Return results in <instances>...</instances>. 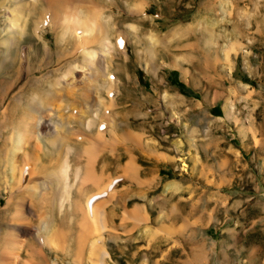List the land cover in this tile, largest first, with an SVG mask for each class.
Instances as JSON below:
<instances>
[{"label":"rangeland","instance_id":"374dc122","mask_svg":"<svg viewBox=\"0 0 264 264\" xmlns=\"http://www.w3.org/2000/svg\"><path fill=\"white\" fill-rule=\"evenodd\" d=\"M16 4V0H0V31L14 24L11 19L20 12ZM64 4L56 15L47 8L42 20L43 4L25 12L17 31L20 42L11 48L7 61L3 56L7 47L0 44V146H4L0 264L7 245L4 238L15 233L11 227L17 224L27 233L15 249L16 264H264V0H69ZM83 7L89 10L77 15ZM204 13L219 21L208 29L196 27L171 36L176 27L195 24ZM78 17L91 25L78 24ZM57 20L71 22L75 28L70 32L77 37L63 41L62 49L57 48L52 29ZM88 26L94 27L93 33ZM208 39L215 41L210 44ZM88 48H95L92 63L83 61L82 52ZM17 51L18 63H12ZM188 52H195L189 61L182 56ZM212 54L220 73L205 66L213 63ZM56 55L67 57L58 62ZM69 63L81 74L98 67L96 77L91 74L95 81L80 82L72 95L60 100L51 115L59 124L44 125L39 141L23 143L15 174L4 173L13 152L7 156L8 150L18 137L11 115L21 113L35 85L64 80ZM213 85L221 91L217 104L222 111H212V101H202L212 94ZM80 114L94 123L86 124L89 134L79 129ZM63 141L82 144L72 149L63 146L62 154L53 152ZM68 150L67 197L54 195L56 186L47 182L48 187L41 189L47 191L46 197L36 190L39 194L26 200L25 215L32 224L12 221L18 190L25 191L28 180L54 169ZM32 165L38 172L30 171ZM11 194L15 202L10 206ZM100 198L103 207L97 206ZM37 207L46 209L45 228L38 227ZM99 213L103 215L97 221ZM100 246L103 250L98 252Z\"/></svg>","mask_w":264,"mask_h":264},{"label":"bare ground","instance_id":"6f19581e","mask_svg":"<svg viewBox=\"0 0 264 264\" xmlns=\"http://www.w3.org/2000/svg\"><path fill=\"white\" fill-rule=\"evenodd\" d=\"M17 1V4H16V10L18 9L20 12H18L19 14H18V17H14L13 19H11L12 20V22L14 23V24H9L8 26H7V28L5 27V28H3V29H1V31H0V44H3V45H6V50H4L3 52H4V55L3 56H7V54L8 53H10V50H11V48H15L16 47V44H17V42H20V36H18V34H17V31H18V29L20 30L21 29V27H20V25H22V24H20V20L19 19H21L20 17H22L23 18V14L25 13V12H29L31 9H33V10H37L36 8V6L37 5H40V4H43L41 7L43 8L42 10H41V13H40V15H39V17L41 18V20L43 19V14H44V11L47 9V8H50L52 11H53V13L56 15V13L59 11V13H61L60 11H61V9H63V6H65V4L64 3H67V2H69V0H34L33 2H32V0H16ZM226 2V1H225ZM224 3V2H223ZM222 3V4H223ZM60 6H62V8L60 7ZM211 6V5H210ZM210 6H206V7H210ZM32 7V8H31ZM40 6H39V8H41ZM61 8V9H60ZM212 9V8H211ZM33 10H32V12H33ZM89 9L88 8H86V7H83L81 10H80V12L77 14V15H80V16H82L83 14H86L84 11H88ZM205 10V9H204ZM39 11V10H38ZM50 11V10H49ZM65 11V10H64ZM68 11V10H67ZM46 12V11H45ZM63 12V11H62ZM202 12H204V11H202ZM30 13V12H29ZM48 13V12H47ZM63 13H65V12H63ZM208 13V12H207ZM207 13H204V14H202L201 15V17H200V19H198V21L200 22L201 20H203V21H206L207 22V24L206 23H204L205 25L203 26V25H201V24H199V22H197L196 21V23L195 24H191V25H187V26H179V27H176V29L174 30V32L173 33H171V36L172 35H174L175 33H178V32H180V33H187V32H189L190 30H192V29H195L196 30V27L198 28H211V26L213 25V24H216V22L217 21H219V20H217V18L218 17H214L215 19L213 20V19H211V17L207 14ZM51 14V13H50ZM54 14H51V16L50 17H52ZM201 14V13H200ZM45 15H46V13H45ZM57 15H59V14H57ZM211 15V14H210ZM16 16V15H15ZM38 17V16H37ZM44 18H45V16H44ZM59 18V17H58ZM58 18H56V19H58ZM67 18V17H66ZM38 19V18H37ZM51 19H53V18H51ZM40 20V19H39ZM40 20V21H41ZM65 20V19H64ZM81 20V17H78V19H77V23L79 24L80 23V25L82 24V23H85V25H87V24H89V25H91V21H88L87 22V24H86V21H80ZM216 20V21H215ZM39 21V22H40ZM58 21V20H57ZM210 21V22H209ZM11 22V21H10ZM22 22H23V20H22ZM39 22H37L36 21V24L38 23V25H39ZM54 22V21H53ZM90 22V23H89ZM46 23V22H45ZM201 23V22H200ZM213 23V24H212ZM41 24V23H40ZM70 24H71V22H69V21H58V25L56 24L55 26H53L52 25V22H51V24L50 25H52V29H55V31H56V35H57V37L58 38H56V40H57V48H60V49H62L60 46H62V45H60L61 43H63V41H67V43H69V41L72 39V40H75V39H77V37H76V35L74 34H72L71 32H70V30L72 29V26H70ZM74 24V23H73ZM84 25V24H83ZM84 25V26H85ZM93 25V24H92ZM26 26V25H25ZM89 27V26H88ZM236 27H238V25L236 26ZM25 28V27H24ZM74 28H75V26H74ZM73 28V29H74ZM93 29V30H91V29ZM49 29H51V27L49 28ZM72 29V30H73ZM86 29H87V26H86ZM85 29V30H86ZM91 30L92 31V33H93V31H94V27H89L88 28V30ZM206 29V30H207ZM89 30V31H90ZM204 30V29H203ZM238 29H236V31H237ZM261 31L263 30V29H260ZM82 31V30H81ZM84 31V30H83ZM82 31V32H83ZM88 31V32H89ZM90 31V32H91ZM22 32V31H21ZM20 32V33H21ZM86 32L87 31H85L84 33V35H86ZM108 32V31H107ZM208 32H209V30H208ZM26 33V32H25ZM37 33V32H36ZM92 33H91V36H92ZM190 33V32H189ZM210 33V32H209ZM23 34V33H22ZM78 34V33H77ZM82 34V33H81ZM79 36V35H78ZM89 36V38H91L90 37V35H88ZM156 37V36H155ZM164 37H166L165 35H164ZM169 37H170V35H169ZM78 38H80V37H78ZM88 38V39H89ZM102 38H106L105 37V35H104V37H102ZM152 38V37H151ZM163 38V37H162ZM168 38V37H167ZM167 38H166V40H167ZM252 38H254V37H252ZM96 39V38H95ZM107 39V38H106ZM165 40V41H166ZM172 40V39H171ZM103 41V40H102ZM101 41V42H102ZM210 44L211 43H213V41H215V40H212V39H208L207 40ZM88 42V41H87ZM66 43V42H65ZM80 43H81V41H80ZM84 43V42H83ZM90 43V42H89ZM107 43H109V42H107ZM56 44V43H55ZM59 44V45H58ZM103 44V43H102ZM101 44V45H102ZM165 44V43H164ZM167 44H168V42H167ZM15 46V47H14ZM56 46V45H55ZM86 47V46H85ZM101 47H103V46H101ZM56 48V49H57ZM74 48V47H73ZM72 48V49H73ZM79 48V47H78ZM80 48H82V47H80ZM106 48V47H105ZM105 48H103V49H105ZM95 49V48H94ZM94 49H86L85 51H83L82 53V56H83V61H84V63H86V61H91V63H92V58L95 56V50ZM99 49H100V47H99ZM48 49H46V51H47ZM58 50V49H57ZM79 50V49H78ZM98 50V49H97ZM49 51V50H48ZM59 51V50H58ZM64 51V50H63ZM69 51V50H68ZM54 52V51H53ZM152 52V51H151ZM75 53H77L76 51H75ZM102 53V52H101ZM14 54V56H13V58L11 59V61H12V63H18V54H19V52L17 51L16 53H13ZM49 54H51V51H49V53H48V55ZM53 54V53H52ZM21 55V54H20ZM47 55V54H46ZM67 55V54H66ZM80 55V54H79ZM194 55H195V52H191V53H183L182 54V56L184 57V58H186L187 60H188V58L189 57H194ZM43 56V55H42ZM50 56V55H49ZM75 56V55H74ZM73 55H72V57H73V59L75 58ZM2 57V56H1ZM4 57V59H5V61H7V59H8V57H6L5 58ZM67 57V56H66ZM64 55H56L55 56V58H57V60H58V62H60L61 61V59H65L66 58ZM95 57H97V56H95ZM180 57V56H179ZM20 58V57H19ZM48 58V57H47ZM46 58V59H47ZM81 58V57H80ZM70 59V58H69ZM190 59V58H189ZM2 60V59H1ZM230 60V59H229ZM66 61V60H65ZM64 61V62H65ZM94 61H95V59H94ZM189 61V60H188ZM231 61V60H230ZM57 62V63H58ZM191 62H192V59H191ZM71 63V62H70ZM69 63V65H67L68 64V62H67V68H65L66 70V74L64 75V77H63V79L64 80H62V79H60V80H57L56 78H55V81H53V80H50V81H47V82H45L44 81V83H45V85L43 86V85H35L32 89H31V95H25V96H27L26 97V104H25V106L24 107H21L20 105L22 104H20L19 106L22 108L21 109V113L18 115L17 114V112L16 113H14L13 115H11L12 117H14L15 116V121H16V123H17V127H18V137H17V139L16 140H14L13 142V144H12V146L14 145V147H10V146H8V147H10V149L8 150V154H7V156H9V153H11V150L13 151L12 152V155L11 156H9L8 157V159L7 160H9V162H8V169H7V171H5L4 170V173H13V174H15V172H16V169H17V161H18V158H17V153H18V150L20 149V148H22L23 146L22 145H24L23 143H25L26 144V142L27 141H29L28 142V144L30 143V141L31 140H37L38 139V141H39V138L41 137V135H42V128H43V126L44 125H46V124H51V125H55V126H57L58 124H59V120H57V121H53L52 119H51V115H53V113H54V111L58 108V107H60V105H61V102H60V100L62 99V98H64V96L66 97V95L67 94H70L71 93V95H72V92L75 90L74 88L76 87V85L77 84H79L80 82H85V83H93L94 81H95V79H92L94 76L96 77V75H97V73H96V71L98 70L99 71V69H98V67H97V69L94 71V72H92L91 74H93L94 76L91 78V74L89 73L88 74V72H84L83 74H81L80 72H78L73 66H71V64ZM95 63H97L96 61H95ZM10 64V63H9ZM9 64H8V66H9ZM55 64V63H54ZM62 64V63H61ZM64 64V63H63ZM73 64V63H72ZM11 65V64H10ZM94 65V64H93ZM99 66H100V64H99ZM62 67V66H61ZM87 67V66H86ZM95 67H96V65H95ZM11 68V67H10ZM18 68H20V67H18ZM8 69V68H7ZM21 69V68H20ZM30 69V68H29ZM61 69H63V68H61ZM19 70V69H18ZM18 70H16L17 71V75L19 76V74H18ZM51 70V69H50ZM55 70V69H54ZM57 70V69H56ZM90 70V69H89ZM16 71H14V72H16ZM61 71V70H60ZM56 72V71H55ZM105 72V71H104ZM53 73V72H52ZM78 73H79V75L81 76V78L79 77V75H78ZM99 73V72H98ZM22 74V73H21ZM46 74V73H45ZM11 75V74H10ZM10 75H8V76H10ZM22 76V75H21ZM49 76V75H48ZM12 77V76H11ZM10 78V77H9ZM47 78V77H46ZM6 80V79H5ZM7 80H9V79H7ZM49 80V79H48ZM1 81H2V79H1ZM16 81V80H15ZM36 81V80H35ZM106 82V81H105ZM3 83V82H2ZM14 83V82H13ZM31 83V82H30ZM44 83H42V84H44ZM96 83V82H95ZM115 83V82H114ZM36 84H37V82H36ZM84 84V83H83ZM108 84V83H107ZM12 85H14V84H12ZM95 85V84H94ZM29 86V85H28ZM88 86V85H87ZM12 87V86H11ZM90 87H92V85L90 86ZM27 88V87H26ZM31 88V87H30ZM89 88V87H88ZM13 89V88H12ZM7 90V89H6ZM24 90V89H23ZM26 91V90H25ZM76 91V90H75ZM93 91V90H92ZM21 92H23V91H21ZM17 94V93H16ZM23 94H24V92H23ZM28 94V93H27ZM4 95V94H3ZM2 96V95H1ZM5 96V95H4ZM24 96V95H23ZM75 96V95H74ZM22 99H23V97H21ZM25 98V97H24ZM69 99V98H68ZM88 99V98H87ZM101 99V98H100ZM99 99V100H100ZM12 101L14 100V99H11ZM65 100H66V98H65ZM74 100V99H73ZM11 101V102H12ZM16 101V100H15ZM71 101V100H70ZM78 101V100H77ZM22 102H23V100H22ZM73 102V101H72ZM105 102V101H104ZM16 103L17 102H15L14 103V105H16ZM66 103V102H65ZM74 103H76V101L74 102ZM78 103V102H77ZM19 104V103H18ZM116 104V103H115ZM1 105V104H0ZM70 106L72 105H74L73 103H71V104H69ZM13 106V105H12ZM11 106V107H12ZM65 106V105H64ZM75 106V105H74ZM73 106V107H74ZM80 106V105H79ZM226 106V105H225ZM63 107V106H62ZM78 107V106H77ZM134 109V108H133ZM15 110V109H14ZM14 110H12L13 112H14ZM62 110V109H61ZM130 110V109H129ZM10 111V110H9ZM89 111V110H88ZM131 111V110H130ZM6 112V111H5ZM11 112V111H10ZM9 112V113H10ZM9 113H7L6 114V119L8 118V116L10 117V114ZM87 113H89V112H87ZM131 113H133V112H131ZM130 112H129V114H131ZM128 114V113H127ZM85 115H86V113H85ZM60 116V115H59ZM12 117L10 118V119H8V120H11L12 119ZM55 117V116H54ZM88 118V117H87ZM126 118V117H125ZM58 119V118H57ZM77 123H78V125H79V129H80V131H82V132H85L86 134H89V133H87V131H88V127L87 126H89V125H87L86 126V124H89V123H91V120H90V118L89 119H86V117L84 116V115H82V114H80L77 118ZM13 121V120H12ZM47 121V122H46ZM75 121V120H74ZM93 121V120H92ZM72 122V121H71ZM6 124H7V122H5ZM4 123V124H5ZM15 123V124H16ZM2 124V123H1ZM0 124V125H1ZM66 124V123H65ZM91 124H94L93 122L91 123ZM91 124H90V126H91ZM8 125V124H7ZM10 126H11V124H9ZM6 126V125H5ZM12 126H16V125H13V123H12ZM16 127V128H17ZM62 127H63V125H62ZM78 126H76V128H77ZM66 128V127H65ZM76 128H74V129H76ZM67 129H68V127H67ZM114 129V128H113ZM76 131V130H75ZM79 131V130H78ZM78 131L76 132V134L78 133ZM44 132V131H43ZM70 132V131H69ZM90 132V131H89ZM102 132V131H101ZM71 134V133H70ZM75 134V133H74ZM99 134V133H98ZM1 135V134H0ZM81 135H82V133H81ZM85 135V134H84ZM91 135V134H90ZM71 136V135H70ZM78 136V135H77ZM89 136V135H88ZM97 136V135H96ZM100 136V135H99ZM47 137H48V135H47ZM86 137V136H85ZM85 137H84V139H85ZM95 137V136H94ZM43 138V137H42ZM89 138V137H88ZM100 138V137H99ZM105 138V137H104ZM50 139V138H49ZM82 139V138H81ZM93 139V138H92ZM98 139V138H97ZM66 140V139H65ZM102 140V139H101ZM101 140H99V142L101 141ZM105 140V139H104ZM49 141V140H48ZM52 142V141H51ZM4 143V142H3ZM111 143V142H110ZM2 144V143H1ZM7 144H9V142H6L4 145H7ZM36 144H38V143H36ZM61 144V146H59ZM58 146L59 147H57V148H54L53 149V152H55L56 151V153L57 152H59V153H63V151H62V148H63V146H64V148L65 147H67L68 149H72L73 147H76V146H79V145H81L82 143H80V142H75V143H72L71 141L70 142H67V141H63V143H60ZM39 145V144H38ZM84 145V144H83ZM109 145V144H108ZM22 146V147H21ZM84 146H86V145H84ZM34 147V146H33ZM61 147V148H60ZM108 147V146H107ZM6 148H7V146H6ZM5 148V149H6ZM67 148H66V150H67ZM95 148V147H94ZM4 149V146L3 145H1L0 146V156H1V154H2V152H1V150H3ZM47 148H45V150H46ZM6 150V151H7ZM33 151V150H32ZM49 151V153H52V151H50V150H48ZM64 152H66V151H64ZM69 152V150L67 151V155H64V159L62 158L61 160H60V163H58L57 165H56V167L54 168V169H52L51 167V171H47V173H43L44 175H42L40 178H37V179H31L30 180V182H28L27 181V183H29V184H27V185H25L26 187H27V189L25 190V191H22V190H18V192H20V193H18L17 194V197L15 198V200H16V203H14L15 205H13V209L15 210V214H13L12 215V221H14V222H19V223H24V224H32L31 223V221L30 220H28V218H27V216L25 215V213H26V206H27V204H26V200H28L29 198H31L33 195H34V193L36 192V190H41V189H43L42 188V186H46L47 185V182L48 183H52V184H54V186H56V188H55V190L56 191H54V195L55 194H57L56 196H58V194H60V197H62L63 195H65V197H67L66 195H68L69 194V192H70V190L71 189H69V188H71L70 186H69V184H68V182H67V177H68V166H69V162H68V154L70 153H68ZM44 153V152H43ZM61 153V154H62ZM35 154V153H34ZM58 154V153H57ZM38 155V154H37ZM33 156V155H32ZM51 156H52V154H51ZM51 156H50V159H51ZM55 156H57V155H55ZM45 157V156H44ZM49 157V156H48ZM59 157H60V155H59ZM90 157V156H89ZM43 158V157H42ZM52 158H54V156L52 157ZM91 158V157H90ZM76 159V158H75ZM94 159V158H93ZM1 160V159H0ZM30 160V159H29ZM52 160H54V159H52ZM51 160V161H52ZM91 161H92V159H91ZM94 161H95V159H94ZM47 162H49L48 160H47ZM54 162H55V160H54ZM28 163H29V161H28ZM56 163H57V161H56ZM30 164V163H29ZM52 165V164H51ZM22 166V165H21ZM24 166V165H23ZM26 166V165H25ZM33 166V165H32ZM31 166V167H32ZM42 166V165H41ZM47 166H49V164L47 165ZM54 166V165H53ZM1 167V166H0ZM43 167H45L44 166V164H43ZM76 167V166H75ZM78 167V166H77ZM26 168V167H25ZM46 168H48V167H45V169L44 170H46ZM41 169H42V167H41ZM43 170V169H42ZM41 170V171H42ZM43 170V171H44ZM24 172H26V169H24L23 170ZM31 172H35V171H37V170H35V168H34V166L31 168V170H30ZM29 171V172H30ZM40 171V170H39ZM77 171V170H76ZM21 172H22V170H21ZM38 172V171H37ZM75 172V171H74ZM9 175H11V174H9ZM38 175V174H37ZM39 175H41V174H39ZM1 173H0V178H1ZM5 176V175H4ZM30 176V175H29ZM13 177V176H12ZM11 177V178H12ZM24 177H25V173H23L22 174V179H24ZM11 178H9V180L11 179ZM19 178V177H18ZM17 178V179H18ZM31 178V177H30ZM111 179V178H110ZM7 180V179H6ZM5 180V181H6ZM20 181H22V180H20ZM19 181V182H20ZM9 182V181H8ZM14 183H15V180H14ZM18 183V182H17ZM22 183V182H21ZM108 183V182H107ZM19 184V183H18ZM19 186H21L20 184H19ZM49 186H51V185H49ZM47 187H48V185H47ZM103 187V186H102ZM102 187H101V189L100 190H102ZM105 187V186H104ZM21 188V187H20ZM23 188V187H22ZM12 189V188H11ZM25 189V188H24ZM45 189V188H44ZM51 189V188H50ZM99 189H97V190H99ZM99 190V191H100ZM42 191V195L41 196H43V197H46V193H47V191L45 192V191H43V190H41ZM128 191V190H127ZM51 192V191H50ZM114 192H115V190H114ZM113 192V193H114ZM15 193V192H14ZM37 193V192H36ZM35 193V194H36ZM37 194H39V192L37 193ZM16 195V194H15ZM62 195V196H61ZM122 195V194H121ZM120 195V196H121ZM36 196V195H35ZM128 196V195H127ZM130 196V195H129ZM13 197H14V195H12L11 194V196H10V199L8 200V201H10V202H8V204L11 206L12 204H13V202H15L14 201V199H13ZM59 197V196H58ZM64 197V196H63ZM86 197H88V196H86ZM85 197V198H86ZM33 198V197H32ZM38 198V197H37ZM36 199V198H35ZM87 199V198H86ZM101 199V201H98V199L96 200V201H98L97 203H98V205L97 206H102L101 205V202H102V198H100ZM125 200H126V198H125ZM46 201H47V198H46ZM45 201V202H46ZM52 201H53V199H52ZM28 202V201H27ZM32 202H34V201H32ZM31 202V203H32ZM48 202V201H47ZM46 202V203H47ZM104 202V201H103ZM106 202L107 201H105L104 202V205L106 204ZM37 203V202H36ZM46 203H44L45 205H48V204H46ZM40 204V203H39ZM79 205H80V203H78ZM8 205V207H10ZM85 205H86V202H85ZM38 206V205H37ZM56 206V205H55ZM79 207H81V205L79 206ZM103 207V206H102ZM38 208V207H37ZM52 208H54V207H52ZM82 208L85 210V208H84V206H83V204H82ZM39 209V208H38ZM48 209V208H47ZM83 209H81L80 208V212H81V210L83 211ZM101 209V207L98 209V210H100ZM103 209V208H102ZM40 210V212H39V217H40V221H39V224H38V227L40 228V227H42L43 225H44V223H45V220H46V212H45V210L46 209H44V208H41V209H39ZM56 210V209H55ZM97 209L95 210V212L96 213H98L97 211H98ZM79 211V210H78ZM1 212V211H0ZM54 212V211H53ZM101 212V211H100ZM86 213H87V210H85V212H84V215H86ZM103 213V212H102ZM109 213V212H108ZM53 214V213H52ZM51 214V215H52ZM100 214L101 213H99V215L98 214H96V216H98L97 217V219L99 218V216H100ZM101 215H103V214H101ZM106 215V214H105ZM87 216H88V214H87ZM87 216H84V217H86L87 218ZM95 216V217H96ZM134 217L136 218V216L134 215ZM102 218V217H101ZM99 220H101L100 218L97 220V221H99ZM139 220V219H138ZM22 221V222H21ZM101 222V221H100ZM100 222H99V224H100ZM35 223H36V221H35ZM16 224V223H15ZM36 225V224H35ZM46 225H47V222H46ZM11 227V226H10ZM44 227V226H43ZM12 229L11 230H14L15 231V233H17L16 235H15V233L12 231V233H11V235H8V233H7V235L5 236V244H7L6 245V250H5V252H4V254H3V260H2V264H16V261H17V258H18V252H15L16 250V247L18 246V245H22V243H23V236L22 235H26V233H27V230L25 229V228H22L21 226H19V224H17V225H14L13 227H11ZM45 228V227H44ZM43 230V229H42ZM20 236H21V238H20ZM3 238V237H2ZM2 240V239H1ZM1 240H0V242H1ZM93 240V239H92ZM91 242V241H90ZM90 245V244H89ZM2 246V245H1ZM80 247V246H79ZM102 246H100V247H98V252H99V248H101ZM33 248H34V245H33ZM37 249V248H36ZM81 249V248H80ZM34 251H35V249H33ZM101 250H103V248L101 249ZM100 250V251H101ZM38 251V250H37ZM33 252V251H32ZM40 252V251H39ZM94 252H96V251H94ZM103 252V251H102ZM104 252H106L107 253V251H105L104 250ZM105 253V254H106ZM104 254V253H103ZM104 254V255H105ZM94 255H95V253H94ZM102 261V260H101ZM96 262H98V261H96ZM100 262V261H99Z\"/></svg>","mask_w":264,"mask_h":264},{"label":"crops","instance_id":"0c3cea01","mask_svg":"<svg viewBox=\"0 0 264 264\" xmlns=\"http://www.w3.org/2000/svg\"><path fill=\"white\" fill-rule=\"evenodd\" d=\"M215 8H217L218 6H217V4H215V6H214ZM216 10V9H215ZM232 41V39H230V41L229 42H231ZM235 41V40H234ZM207 57V56H206ZM212 57H213V63H210V64H206L205 66L206 67H208V68H212L213 69V72H217V73H220V71L218 72V71H216V68H214V65H216V60H215V57H216V54H212ZM208 58V57H207ZM243 63H244V65H245V60H243ZM237 66V63L236 62H234V64H233V68H232V73L234 72V70L236 69L235 67ZM247 66H248V64H247V62H246V68H247ZM181 82H183L182 80H181ZM212 94H206V99H205V96H203L202 97V101L203 102H206V100H210V101H212L211 102V109H212V111L213 110H215V111H217L218 110V108H221V111H222V107L223 106H219V104H217V102L220 100V98H221V91H220V89H219V86L218 87H214V85L212 86ZM205 95V94H204ZM212 113V112H211Z\"/></svg>","mask_w":264,"mask_h":264}]
</instances>
